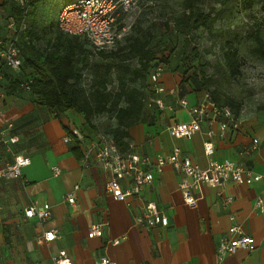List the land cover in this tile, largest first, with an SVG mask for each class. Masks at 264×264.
<instances>
[{"label": "crops", "instance_id": "obj_1", "mask_svg": "<svg viewBox=\"0 0 264 264\" xmlns=\"http://www.w3.org/2000/svg\"><path fill=\"white\" fill-rule=\"evenodd\" d=\"M119 29L125 36V27ZM16 71L0 66V169L15 155H26L30 162L22 168L21 177H0V264H54L53 257L60 249L67 251L73 264H95L102 255L116 264H264V212L252 208L257 195L264 197V116L238 113V129L223 135H219L217 121H203L201 130L189 136H172L168 126L189 120L188 108L197 104L203 93L182 82L178 72L163 68L159 81L165 91L157 96L164 107L155 109L153 120L130 128L132 151L154 161L176 146L200 168L211 159H229L261 178L249 184L229 182L221 195L217 187L202 185L196 203L188 205L178 188L181 175L170 165L161 172L149 166L153 179L141 197L119 201L104 191L109 173L94 157L101 131L88 126L74 111L75 116L65 111L55 117L27 91L9 93ZM180 97L188 106L179 104ZM71 128L82 133L79 159L71 151L73 140H63ZM208 129L212 131L211 155H206L203 147ZM11 137L16 140L11 142ZM53 167L59 168L58 174ZM74 185L78 188L75 204H71L66 194ZM224 196H230L231 202L225 204ZM149 198L168 217L166 226L147 230L135 224L140 205ZM43 203L51 207L47 220L24 215L27 206ZM229 213L253 241L249 249L218 258L216 245L223 237L232 236ZM99 220L106 222L102 235L89 236V226ZM51 228L58 230L59 238L42 240L43 232ZM109 238H117L119 243L111 244Z\"/></svg>", "mask_w": 264, "mask_h": 264}, {"label": "trees", "instance_id": "obj_2", "mask_svg": "<svg viewBox=\"0 0 264 264\" xmlns=\"http://www.w3.org/2000/svg\"><path fill=\"white\" fill-rule=\"evenodd\" d=\"M76 1L57 0L56 3L60 5V9ZM197 1L182 0L181 10L170 19L172 25L170 26L167 20L164 21L166 29L184 37L178 56L180 66L184 68L183 73L186 74L192 68L191 61L199 57L197 47L189 46V36L195 30L202 29L213 41L217 39L229 75H239L238 44L241 34L223 26L216 27V22L222 17V11L199 9L196 7ZM221 1L226 5L229 0ZM231 2L242 10L250 9L256 4L264 7V0ZM44 5L45 0L0 2V9L6 10L5 16L11 18L14 23L11 37L15 39L22 57L14 80L9 84V93L15 90L29 92L35 102L55 117H60L66 110L79 113L88 126L101 129L102 134L111 137L117 147L125 151L128 148L130 128L138 123L153 120L157 114V107L148 104V98L153 95L149 75L157 64L168 65L172 48L168 49L164 44L161 49L156 41L152 42V32L149 29L137 28V33L129 32L123 35L113 48L94 52L104 60L103 63L92 62L90 51L86 47L88 41L61 31L56 17L49 20L50 14L42 11ZM125 13L120 12L117 16V29L121 27L117 24L118 17ZM48 34L51 35L46 36ZM247 36L256 42L253 50L263 54L264 41L256 34ZM131 59H135L134 65L128 62ZM0 62V66L4 65L1 59ZM112 69H115L116 86L110 89L108 85L111 83ZM185 81L195 90L209 92L218 105L228 106L234 115L238 114V102L221 93L217 87L209 89L214 80L205 73V67L192 68ZM103 116L110 118L112 123H98L96 119ZM66 134L72 136L71 130L67 129ZM71 151L78 159L81 157L76 138H73Z\"/></svg>", "mask_w": 264, "mask_h": 264}, {"label": "built area", "instance_id": "obj_3", "mask_svg": "<svg viewBox=\"0 0 264 264\" xmlns=\"http://www.w3.org/2000/svg\"><path fill=\"white\" fill-rule=\"evenodd\" d=\"M138 0H77L76 2L61 7L56 14V21L61 31L85 39L95 50H105L113 46L123 37V30L116 28V18L120 12H128L135 8ZM14 23L8 18V28L13 32ZM12 35V33H11ZM11 37V36H10ZM6 37L0 31V59L4 65L11 69H18L22 63L19 47L13 37ZM164 68L162 63L157 64L149 75L150 89L153 95L148 98V104L162 109L164 103L157 95L165 91L159 81V76ZM172 91V90H170ZM181 106H188L184 97L178 98ZM190 118L187 121L172 123L168 126L169 133L175 137H186L201 130L203 121H217L219 135L227 130H236L239 127V117L234 115L230 107L218 105L209 92H203L201 100L188 108ZM72 136L66 135L64 142L76 138L80 140L82 133L78 129L71 130ZM207 139L203 142L206 155L213 153L211 139L212 131L206 130ZM15 137L10 141L14 142ZM254 148V145L252 146ZM89 152H85V156ZM94 157L103 171L109 173L104 184V191L111 194L119 201H127L129 198L141 197L146 186L152 182L153 176L147 167L153 166L156 172H161L165 165H170L181 175L178 188L181 191L184 203L195 204L202 185L217 187L219 195L221 190L229 182L247 184L261 178L249 167L224 159L222 161L209 160L204 168L198 167L191 158L181 152L179 147H173L166 155H158L154 161L146 156L132 151L130 145L125 151H121L114 140L101 132L97 135ZM30 159L26 155H15L13 161L0 169V177L5 179L21 177V170L28 165ZM54 174L59 173V168H52ZM78 185L66 194V200L75 204V191ZM225 204L231 202L230 196H224ZM140 212L135 215L134 222L145 229L155 226H166L168 217L158 208L152 199H146L140 205ZM252 208L257 213L264 212V197L257 195ZM26 217H36L40 221L47 220L51 216V207L48 203L40 206L29 205L24 209ZM231 222V237H223L216 245V254L222 258L226 254H235L239 250L249 249L253 241L252 237L244 233L239 224L235 222L233 213L228 214ZM106 222L103 220L91 223L88 229L89 236H101ZM59 238L58 230L51 228L42 234V240L53 241ZM111 244H118L117 238L108 239ZM54 264H73L65 249H60L53 257ZM95 264H116L106 255L99 256Z\"/></svg>", "mask_w": 264, "mask_h": 264}, {"label": "rangeland", "instance_id": "obj_4", "mask_svg": "<svg viewBox=\"0 0 264 264\" xmlns=\"http://www.w3.org/2000/svg\"><path fill=\"white\" fill-rule=\"evenodd\" d=\"M56 2L57 0H45L42 11L50 14L49 20H54L58 13L60 5L58 6ZM181 2L182 0H138L135 8L126 12L123 17H119L121 18L119 25L125 27V35L129 32L137 33V28L149 29L152 32V42L156 41L161 49L164 44L168 46V49L172 48L169 63L168 65L164 64V68L170 69L172 72H178L180 77L184 79V83L192 90L202 93L200 90H195L185 79L192 72V68L203 66L205 67V73L214 80L209 89L212 90L213 86L217 87L221 93L232 97L235 102L240 104L238 113L242 116L252 114L264 116V108H262L264 106V53H256L253 50L256 44L255 40L247 36V34H256L264 41V7L256 4L250 9L242 10L235 7L231 0L226 5H223L221 0H198L196 2V7L199 9L222 11V17L216 22V27L223 26L241 34V41L238 44L240 74L233 77L229 75L224 64V58L216 41L217 39L213 41V38L202 29L195 30L189 36V46L197 47L199 57L193 59L190 63L192 68L186 74L183 73L184 68L180 66L178 56L183 46L184 37L175 35L172 30L166 29L164 24V21L167 20L168 24L172 25L170 19L173 14L181 10ZM5 12L6 10L0 9V30L8 38L11 36L12 30L8 28V17L5 16ZM49 35L51 34L46 36ZM86 47L90 51V61L95 63L104 62L98 54L94 53L96 50L88 42ZM128 62L131 65L136 63L135 59ZM110 71L111 83L108 87L111 89L116 86V81L114 78L115 69ZM85 75L89 76L87 73ZM66 114L68 116L76 115L71 110H66ZM96 120L98 123H112L107 116ZM62 128L64 129V126ZM97 130L100 131L101 129Z\"/></svg>", "mask_w": 264, "mask_h": 264}]
</instances>
